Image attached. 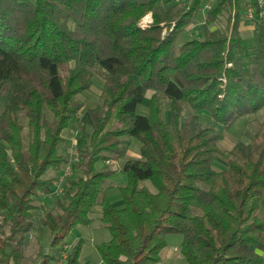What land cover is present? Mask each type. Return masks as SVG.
Listing matches in <instances>:
<instances>
[{
    "label": "trees",
    "instance_id": "1",
    "mask_svg": "<svg viewBox=\"0 0 264 264\" xmlns=\"http://www.w3.org/2000/svg\"><path fill=\"white\" fill-rule=\"evenodd\" d=\"M203 1L0 0V264H23L36 225L59 250L73 230L92 226L97 207L109 236L95 246L102 264H158L170 235L181 237L186 264H264V120L248 143L222 150L224 135H209L193 115L206 112L228 131L264 110V17L248 0L247 48L240 0H215L203 38L177 47ZM148 14L151 23L139 27ZM94 75L103 88L88 111L92 132L79 137V176L52 197L67 163L64 132ZM147 92V115H138ZM132 138L140 158L124 162L123 206L114 208L106 162L125 158ZM216 159L226 168L215 171ZM41 196L55 209L35 218ZM84 247L80 238L64 262L40 253L37 264H88Z\"/></svg>",
    "mask_w": 264,
    "mask_h": 264
},
{
    "label": "rangeland",
    "instance_id": "2",
    "mask_svg": "<svg viewBox=\"0 0 264 264\" xmlns=\"http://www.w3.org/2000/svg\"><path fill=\"white\" fill-rule=\"evenodd\" d=\"M215 0H204L201 10L196 17V19L189 25L177 38L176 46H180L185 41L192 40V39H202L203 38V25L205 24V13L209 6L214 2ZM177 1H175L176 3ZM239 8L242 14H244V21L240 25V35L243 44L247 48L254 47V39H253V24L249 21L250 18L247 17V6H248V0H240L239 1ZM264 17V14H263ZM151 23V17L150 15H146L142 17L138 23V26L143 28L148 26ZM225 24V18L221 19V24H208L209 29H215L216 27H220ZM103 88V81L102 79L94 75L92 78V84L89 88V90L83 92L81 95L78 96L79 100L82 102L83 106L80 109V111L77 113V115L74 117V119L69 123V128L64 132L65 134H69L68 137V146L71 144H76L79 148V137L80 134L83 133L85 137H89L92 129H91V123H90V117H89V110L94 108L96 105L100 103V97L102 93ZM151 95V92H147L142 103L137 108V114L146 116L147 115V105L148 100ZM159 101H160V107L162 110V117L164 121H168L169 114L166 110V101L162 94H159ZM4 99L0 98V112L3 109L4 106ZM188 114V111L186 110L184 112V117H186ZM193 115H196L199 119V121L207 125L209 128V135L214 134H220L222 133L224 135V139L220 144V148L222 150H229L232 148L235 142L238 140L242 141L243 143H248L255 130L258 128L259 124L264 120V110L259 111L257 114L246 117V118H240L235 121V123L229 128L228 131L223 130L221 126L214 123L206 112H193ZM139 147L140 143L136 139L130 140V146L128 148V152L125 158L118 160L117 162H106L109 168L114 170L115 173L107 180L106 187L107 191L110 189H115L109 194V202L112 204L114 208H121L123 206V202L121 199V196L116 190V187L122 186L126 181V176L123 171V165L124 162L127 159H139ZM62 149V148H61ZM67 152V151H65ZM60 154H63V151L60 150ZM105 164V163H104ZM97 168L101 167V163L96 165ZM226 168V164L215 160L213 163V169L215 171H221ZM49 177L58 176V174L49 173ZM79 176L78 170L74 168L73 176L68 180H74ZM70 185V184H69ZM52 197H55L52 195ZM41 201L37 203V205L40 207L39 211L34 212V217H38L41 213L44 211H47L49 209H55L53 205V200L50 198H44L40 197ZM100 209L99 207L95 208L92 212V217L94 218L93 224L90 228L86 227H78L77 229L73 230L71 234L66 238L65 242L59 247V250H54L50 246V233L47 229H40L39 225H36L33 232L29 233L27 236L28 239V245L25 249V259L23 264H37V262L40 259V253H43L44 255L50 256L54 255L58 257L57 261L60 262L59 257L62 253H69L72 250V247L74 244L80 239H84L85 247L83 249V253L81 256V260L88 264H102L100 262V259L97 255V253L94 250V247L104 241L102 238L103 236L109 237L107 231L103 228L101 223L98 221ZM259 216H264V198L261 200L259 205ZM4 230L6 231L7 228L4 227ZM167 238V237H166ZM169 238H173L174 240H177V251L178 253L174 255L173 261H170V264H186L185 260L179 253V245L181 241V237L178 235H170L167 239V248L166 250L172 251L174 247V242L169 240ZM91 239V241H90ZM103 239V240H102ZM92 252V253H91Z\"/></svg>",
    "mask_w": 264,
    "mask_h": 264
},
{
    "label": "built area",
    "instance_id": "3",
    "mask_svg": "<svg viewBox=\"0 0 264 264\" xmlns=\"http://www.w3.org/2000/svg\"><path fill=\"white\" fill-rule=\"evenodd\" d=\"M258 2L262 14H264V0H258ZM246 13L248 18H252V11L249 5L247 6ZM66 151L67 163L55 182L53 192L54 196H61L63 194V188L69 186L68 180L73 176L74 168H76L80 162L79 148L76 144H71L70 146H67ZM66 258L67 253H62L60 256V262H64Z\"/></svg>",
    "mask_w": 264,
    "mask_h": 264
},
{
    "label": "crops",
    "instance_id": "4",
    "mask_svg": "<svg viewBox=\"0 0 264 264\" xmlns=\"http://www.w3.org/2000/svg\"><path fill=\"white\" fill-rule=\"evenodd\" d=\"M64 137H65V143H64V145L62 146V151H63V154H66V150H67V146H68V137H69V134H65L64 133ZM113 190H115V189H110L109 191H107V194H108V196H109V194H110V192H112ZM116 190H117V187H116ZM109 198V197H108ZM111 204V203H110ZM111 206H112V204H111ZM113 207V206H112ZM107 238V239H104V240H108V237H106V236H103L102 238ZM167 239H168V237L166 238V241H167ZM171 239V241H173L174 242V249L172 250V251H169V250H164L163 252H162V255H161V261H160V263H158V264H170V261H173L174 259H173V257H175L174 255H176L177 253H178V251H177V249H176V247H177V240H174L173 238H169V240ZM103 240V239H102ZM90 241H91V239H90ZM86 242V241H85ZM181 242V241H180ZM167 243V242H166ZM168 246V245H167ZM167 246H166V248H167ZM179 248H180V245H179ZM94 250H95V247H94ZM96 252V251H95ZM92 253V252H91ZM179 253H180V251H179ZM101 262V261H100Z\"/></svg>",
    "mask_w": 264,
    "mask_h": 264
}]
</instances>
